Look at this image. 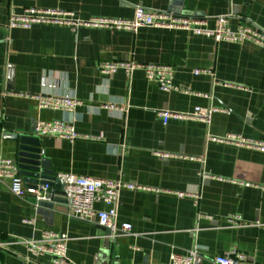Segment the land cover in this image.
Listing matches in <instances>:
<instances>
[{
  "label": "crops",
  "instance_id": "crops-1",
  "mask_svg": "<svg viewBox=\"0 0 264 264\" xmlns=\"http://www.w3.org/2000/svg\"><path fill=\"white\" fill-rule=\"evenodd\" d=\"M136 6L203 19L208 28L226 18L233 29L243 23L264 29V0H0V156L16 161L9 133L33 135L38 121L64 119L78 138L39 137L56 176L148 188L120 190L116 219L131 230L113 237L96 218H76L62 186L50 187L61 197L43 206L31 194H12L0 177V264H51L26 245L44 231L66 235L69 264H164L171 253L193 249L195 264H214L211 258L231 247L247 255L244 264H264V48L150 26L135 32L7 26L12 14L31 7L88 19L131 18ZM102 60L170 65L175 88L160 90L139 68L130 76L122 69L104 75ZM38 94L79 104L39 109ZM194 107L216 111L207 124L163 122L160 115Z\"/></svg>",
  "mask_w": 264,
  "mask_h": 264
},
{
  "label": "built area",
  "instance_id": "built-area-1",
  "mask_svg": "<svg viewBox=\"0 0 264 264\" xmlns=\"http://www.w3.org/2000/svg\"><path fill=\"white\" fill-rule=\"evenodd\" d=\"M36 24L65 25L75 31L78 27L106 28L135 32L142 26L182 29L194 34L211 37L214 42H243L251 41L264 48V29L247 24H240L236 28L228 25L226 18H218L213 28L205 26V20L175 14L168 11H159L136 6L131 18L90 17L79 19L70 11L31 7L23 14H12L7 22L9 28L28 29ZM100 72L104 75L122 69L127 76L139 68L144 71L145 77L158 84L160 90L170 91L175 87L172 84L173 68L170 65L140 64L134 61L102 60L98 63ZM201 71H195L198 73ZM39 109L71 111L79 101L71 96L45 95L34 96ZM214 108L194 107L188 113L161 111L163 122L169 117L190 118L209 123ZM33 134L37 137L56 136L70 141L80 135L73 125L64 119L38 121ZM222 140V138H213ZM227 140L233 141L228 138ZM237 142V141H236ZM0 177L9 181V190L18 197L31 194L33 199L49 201L52 199L50 186L42 185L37 189L27 188L19 173L16 161L0 156ZM57 177L63 182L62 192L68 201L73 215L82 220L96 218L99 225L110 230V236L128 233L131 225L128 222H117V204L121 189L144 190L147 187L121 182L120 180L100 179L92 176L59 173ZM96 203H102L107 208L97 209ZM230 221H233L230 220ZM24 223L32 220L24 219ZM28 251L33 255H49L51 264H69L66 255V235L52 231H44L38 239L26 241ZM197 252L195 249L184 254L171 253L169 260L164 264H195ZM247 255L236 247H231L225 253L214 255L211 261L214 264H244ZM256 264V263H253Z\"/></svg>",
  "mask_w": 264,
  "mask_h": 264
},
{
  "label": "water",
  "instance_id": "water-1",
  "mask_svg": "<svg viewBox=\"0 0 264 264\" xmlns=\"http://www.w3.org/2000/svg\"><path fill=\"white\" fill-rule=\"evenodd\" d=\"M6 137L16 141L17 150L15 160L19 173L27 188L37 189L42 185H48L51 187L55 184L63 187V182L54 174L48 160L41 156L39 137L34 134L18 135L11 133ZM56 196L59 198L60 195L52 193V199H58ZM51 201H39L37 205L51 206ZM103 228L105 234L110 236V230L105 227Z\"/></svg>",
  "mask_w": 264,
  "mask_h": 264
}]
</instances>
